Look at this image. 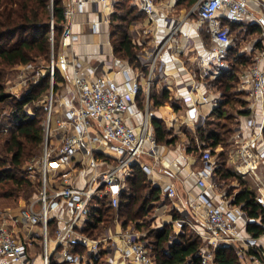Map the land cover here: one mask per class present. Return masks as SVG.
I'll return each instance as SVG.
<instances>
[{
    "label": "built area",
    "instance_id": "built-area-1",
    "mask_svg": "<svg viewBox=\"0 0 264 264\" xmlns=\"http://www.w3.org/2000/svg\"><path fill=\"white\" fill-rule=\"evenodd\" d=\"M115 1L98 0L101 5L108 7ZM134 1L146 17L152 19L156 7L154 0ZM259 1L264 8V0ZM247 13L241 0H197L187 14L196 15L201 23H205L211 38L218 43L201 60V64L207 68L214 67V76L226 67L225 56L231 45L230 29L219 25V14H223L229 22L236 23L243 20ZM73 14V8L63 11V37L72 42L77 39L69 26ZM52 29L51 25V41ZM179 29L180 24L176 22L161 41L145 51L148 75L144 91L147 100L149 82L156 71L157 62ZM148 32L149 29L144 30V34ZM72 59L68 101L61 102L59 109L55 110L51 92V99L45 102L47 111L42 123L43 152L36 164L40 176L39 195L18 209L17 216L4 215L0 219V264H33L29 259V251L35 244V235L40 239L41 264H50L51 260L57 264H92L91 257L98 256L102 245L107 246V249L120 246L121 257L128 264H153L146 243L142 240L143 232L127 228L117 238L109 233L91 238L80 231L93 197L106 198L112 207H117L130 165L139 164L146 175L151 173L141 158L150 157L157 163L158 145L147 113L138 130L125 123V115L129 112L132 100L142 91L140 84L135 80L127 82L126 90L122 93L114 81L102 75L97 76L94 68L83 71ZM257 61L239 76V89L246 92L252 105L264 101V71L258 67ZM55 66L52 59L48 67L51 86ZM208 72L205 69L203 75L207 76ZM146 106H149L148 101ZM260 138L261 130L238 145L230 157L233 158L234 154L237 157L233 161L236 175L254 179L255 199L264 210V184L256 173L261 159L256 152ZM98 152L111 158L112 163L97 160L95 155ZM213 159L209 150L201 154L203 167L195 173L201 191L189 203L192 214L202 221L205 229L200 234L202 244L197 252L200 264H215V250L220 246L234 247L241 264H264V242H260L258 237L238 236L240 220L247 219L242 208L224 195H219L217 201L205 195L207 188H215L212 183L215 168ZM161 190L165 198L174 199L176 190L173 185L168 184ZM62 212L65 213L64 217ZM53 218L58 223L53 232L57 248L49 253V221ZM76 247L83 248L84 253L74 252Z\"/></svg>",
    "mask_w": 264,
    "mask_h": 264
},
{
    "label": "trees",
    "instance_id": "trees-1",
    "mask_svg": "<svg viewBox=\"0 0 264 264\" xmlns=\"http://www.w3.org/2000/svg\"><path fill=\"white\" fill-rule=\"evenodd\" d=\"M62 1L0 0V196L3 197H37L34 184L26 176L30 168L24 165L30 159L38 157L42 150V123L47 108L41 97L50 83V76L46 71L37 81L29 83L17 98L5 91V74L8 69L28 64L35 59H43L49 63L51 43L55 50L61 46L64 31ZM196 1L177 0L176 7L190 9ZM49 2L52 4V15L48 10ZM144 19L145 14L132 0H116L108 17V26L114 56L147 74L148 67L141 62V49L132 43L129 31L132 23H140ZM232 26L229 27L230 32ZM225 62L226 67L214 79H207L208 84L220 93V101L205 117L204 122L196 127L186 145L188 153L202 154L209 150L212 155H215L213 149L217 145L223 147L224 150L217 154L215 168L219 180L233 177L225 166L227 149L235 129V114L247 113V102L243 97L245 93L238 89L239 76L250 66L252 60L240 52L237 43L227 49ZM62 81L56 68L53 84L56 86ZM141 95L140 91L136 97ZM168 98L167 90L149 94L153 107L163 105ZM174 107L178 109L176 105ZM6 108L9 109L7 113ZM150 126L157 145L177 140V137L171 136L172 131L166 128L163 121L152 117ZM95 158L110 163V158L100 153H96ZM33 169L37 172L36 168ZM161 199V189L151 183L139 164H132L125 178V187L119 194L117 207H112L106 198L93 197L89 201L87 216L80 231L91 238H98L115 222L122 228L133 225L145 232L142 240L146 243L154 264H200L197 252L202 244L201 238L186 223L181 224L177 233L170 224L160 229L151 228L154 208ZM233 204L239 205L245 212L249 220L247 231L255 238L263 235L264 210L256 202L255 192L249 190L244 183L241 184L235 193ZM57 226L55 218L49 221L52 233ZM73 251L84 253V249L80 247ZM106 253L102 249L98 257H91L92 264H98ZM50 264L57 263L51 260ZM215 264H240L236 249L218 247L215 250Z\"/></svg>",
    "mask_w": 264,
    "mask_h": 264
},
{
    "label": "crops",
    "instance_id": "crops-1",
    "mask_svg": "<svg viewBox=\"0 0 264 264\" xmlns=\"http://www.w3.org/2000/svg\"><path fill=\"white\" fill-rule=\"evenodd\" d=\"M241 1L245 4L248 12L243 20L232 23L223 14H219L218 22L220 26L231 28L233 25L232 32H230L231 45L228 48L238 43L240 52L250 57L251 63L257 59L258 67L264 71V8L259 0ZM132 2L136 4L134 0ZM154 2L156 7L152 19L145 15L144 21L140 22L143 25L132 23L129 27L130 30L135 27L133 33L137 37L132 36V43L141 49L142 64L147 66L145 51L161 41L171 26L178 22L180 29L157 62L156 71L149 82L147 100V94L144 90H146L145 84L147 85L148 74H143L139 68L131 66L125 60L116 58L112 52L108 26V16L112 12V6H103L98 0L62 1L64 10L74 9L69 26L72 34L77 35V39L73 42L63 36L61 39L56 67L63 81L57 85L60 86L64 83L65 86L59 89L60 102L66 103L68 101V92L70 91L68 84L71 83L72 77V58L83 71L86 72L94 68L97 76L102 75L114 81L122 93L126 90L127 82L137 81L142 88V95L132 100L129 112L125 115V123L138 130L144 114L147 113L149 121L152 117L163 121L166 128L172 131L171 136L177 137L174 143L158 144L157 163H154L150 157L141 158L142 162L151 169V173L147 177L154 186L162 189L171 184L176 190L174 199L165 198L161 190L162 199L154 208L151 228L160 229L170 224L177 233L184 222L192 232L200 237L205 229L202 221L192 214L189 203L195 200L201 191L197 185L195 173L203 167V162L200 152H186L187 144L184 145V140L187 138L184 130H190L194 127L196 129L197 126H200L205 117L220 101V93L212 88L207 81V79H214V70L212 69L214 67L207 68L201 64V60L206 58L210 49L217 46L218 43L211 38L207 25L201 23L196 15L187 16L191 8L188 11H184V8L179 9L180 12H177V0H154ZM146 29H149V32L142 35L143 30ZM205 69L209 71L207 76L203 75ZM160 90L168 91V101L163 105L153 107L152 101H149V94ZM243 92L245 93L244 100L247 102V113L235 114V129L227 149L225 163L226 168L233 174L232 178L219 180L216 177L217 154L224 149L221 145H217L213 149L215 168L212 183L215 188L205 190V195L213 201H217L219 195H224L231 202L234 201L235 193L243 183L256 195L254 179L251 177L241 178L236 175L233 161L237 160V157L234 154V157L231 158L230 155L234 153L238 145L256 135L259 130H261V138L258 141L256 152L260 154L261 159L256 168V173L264 184V101H257L252 105L246 92ZM188 98L190 99L188 100ZM147 101L148 107L146 106ZM183 103H188L189 106L186 107ZM174 105L178 109H175ZM98 153L102 154L101 152ZM110 163H112L111 158ZM240 181L242 183H239ZM64 216L65 213L62 212V217ZM248 222V218L240 220L239 237L252 236L246 228ZM127 228L145 233L133 225L122 228L118 222H115L105 233L117 238L121 231ZM258 238L260 242H264V234ZM34 239L35 244L29 251V259L33 264H41L39 259L41 248L38 245L40 239L38 235H35ZM52 242H48L49 253L54 252L57 248L54 239ZM51 249L52 251H50ZM104 250L107 253L99 259L98 264H128L121 257L122 248L120 246L110 249L104 246Z\"/></svg>",
    "mask_w": 264,
    "mask_h": 264
},
{
    "label": "rangeland",
    "instance_id": "rangeland-1",
    "mask_svg": "<svg viewBox=\"0 0 264 264\" xmlns=\"http://www.w3.org/2000/svg\"><path fill=\"white\" fill-rule=\"evenodd\" d=\"M52 2V0H51ZM51 2H49V6H48V10L50 15H52V4ZM113 6L112 5V10H113ZM184 11H188V9H184ZM177 12H180V10L178 9ZM109 17V16H108ZM144 21V20H143ZM138 24V23H136ZM140 24V23H139ZM143 25V23H141ZM140 24V25H141ZM135 27H132V29L129 31L132 34L133 37H137L135 36L136 34L133 33V29ZM144 34V30L142 32V35ZM52 42V41H51ZM60 50V47L57 48V50H55L53 44L51 43V52H50V60L49 63H46V61H44L43 59H35L34 61L28 63V64H19L14 66L11 69H8V71L5 74V79H4V88L5 91L9 94H11L13 97H17L19 98L20 94L23 92L24 89L27 88L28 84L31 82H35L38 80L39 76H42L44 74H46V71H48V67H50L51 64V60L53 59L54 63L56 64V59L58 57V52ZM55 68H57L55 66ZM69 85V90L71 88L70 83ZM65 86V84H61L60 86L58 85H54L51 86V83H49L48 88L46 89V91L43 92L42 97H41V101L42 102H46L49 101L51 99V92L54 95V99H53V105H55V110H58L60 107V99L61 96L59 94V89L63 88ZM69 94V92H68ZM184 106L188 107L189 104L188 103H183ZM9 111V109L6 108V113ZM185 134H186V138L184 140V145L188 144L190 141V137L194 135V131H195V127L191 128L190 130H184ZM43 150H41V153L38 157L36 158H32L30 159L24 166L25 167H29V171H28V175L26 174V176L32 181V183L34 184V190L35 193L39 194L40 191V176L39 174L33 169L36 168V164L38 163L39 159L41 158ZM24 167V168H25ZM31 199H33L32 197H30L29 199L21 196V197H3L0 196V219L4 216V215H15L17 216L18 214V209H20L23 205L29 203L31 201ZM13 215V216H14ZM153 218V216H152ZM54 239L53 233L50 231V234L48 235V242H52ZM53 243V242H52ZM54 247V245H53ZM52 247V249H53ZM52 249L50 251H52ZM101 249H104V245L101 246ZM154 264V262H153Z\"/></svg>",
    "mask_w": 264,
    "mask_h": 264
},
{
    "label": "water",
    "instance_id": "water-1",
    "mask_svg": "<svg viewBox=\"0 0 264 264\" xmlns=\"http://www.w3.org/2000/svg\"><path fill=\"white\" fill-rule=\"evenodd\" d=\"M252 222V221H251Z\"/></svg>",
    "mask_w": 264,
    "mask_h": 264
}]
</instances>
